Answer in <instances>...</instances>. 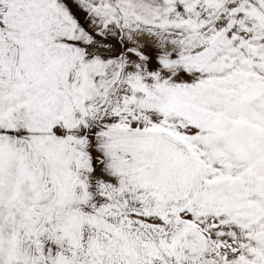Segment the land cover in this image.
I'll return each mask as SVG.
<instances>
[{
    "label": "snow or ice",
    "instance_id": "1",
    "mask_svg": "<svg viewBox=\"0 0 264 264\" xmlns=\"http://www.w3.org/2000/svg\"><path fill=\"white\" fill-rule=\"evenodd\" d=\"M0 264H264V0H0Z\"/></svg>",
    "mask_w": 264,
    "mask_h": 264
}]
</instances>
